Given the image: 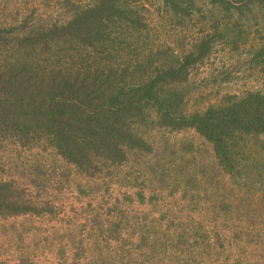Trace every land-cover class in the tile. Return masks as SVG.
Wrapping results in <instances>:
<instances>
[{"label": "rangeland", "instance_id": "1", "mask_svg": "<svg viewBox=\"0 0 264 264\" xmlns=\"http://www.w3.org/2000/svg\"><path fill=\"white\" fill-rule=\"evenodd\" d=\"M98 2L0 0V66L18 34L36 37ZM125 2L136 6L143 29L106 21L96 50L50 42L37 47L40 59L53 63L51 52L71 48L63 63L86 64L96 55L133 84L206 41L207 53L178 84L187 114L226 95L264 92V0H195L190 14L162 0ZM156 120L148 109L135 125L150 151L130 150L123 162L88 172L45 140L23 145L0 136V180L15 181L45 208L0 215V264H264V137L246 136L228 172L195 128L173 130Z\"/></svg>", "mask_w": 264, "mask_h": 264}, {"label": "trees", "instance_id": "2", "mask_svg": "<svg viewBox=\"0 0 264 264\" xmlns=\"http://www.w3.org/2000/svg\"><path fill=\"white\" fill-rule=\"evenodd\" d=\"M121 1L99 0L62 26L36 37H15L17 42L8 52L11 58L0 66V136L12 137L23 145L45 140L67 161L88 172L108 162H123L130 150L150 151L135 125L145 121L147 110L153 109L159 125L173 130L195 128L213 143L224 169L234 171L241 141L252 134L264 137V92L226 95L219 105L187 114L178 84L188 74L189 66L207 53L206 41L201 42L198 53L191 52L133 84L125 81L124 70L119 74L115 64L98 61L96 55L86 64L63 63L61 58L69 57L71 48L51 52L57 59L53 63L50 58L40 59L44 50L37 52V47L50 42L71 41L96 50L94 41L106 35V21L124 19L136 27L133 29H139L137 25L143 29L136 6ZM162 1L176 14H190L195 6V0ZM4 36L0 30V38ZM44 209L15 181L0 180L1 216Z\"/></svg>", "mask_w": 264, "mask_h": 264}]
</instances>
